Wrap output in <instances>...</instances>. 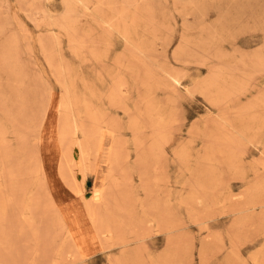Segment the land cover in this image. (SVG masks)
I'll list each match as a JSON object with an SVG mask.
<instances>
[{"label":"rangeland","instance_id":"rangeland-1","mask_svg":"<svg viewBox=\"0 0 264 264\" xmlns=\"http://www.w3.org/2000/svg\"><path fill=\"white\" fill-rule=\"evenodd\" d=\"M0 264H264V0H0Z\"/></svg>","mask_w":264,"mask_h":264},{"label":"bare ground","instance_id":"bare-ground-1","mask_svg":"<svg viewBox=\"0 0 264 264\" xmlns=\"http://www.w3.org/2000/svg\"><path fill=\"white\" fill-rule=\"evenodd\" d=\"M63 10V9H62ZM244 13V12H243ZM221 28H224L223 26L221 27ZM227 77V76H226ZM221 90V89H220ZM229 95V94H228ZM112 98H114V97H112ZM93 116V115H92ZM96 118V117H95ZM105 126V125H104ZM101 130V129H100ZM101 132V131H100ZM99 132V133H100ZM98 133V134H99ZM102 133V132H101ZM100 133V134H101ZM97 134V133H96ZM97 134V135H98ZM99 136V135H98ZM96 138V137H95ZM103 138V137H102ZM100 140H102V139H100ZM102 142V141H101ZM100 143V142H99ZM101 145H102V143H101ZM99 148V147H98ZM100 148H101V146H100ZM107 162H108V159H107ZM111 168H112V166H111ZM85 174V173H84ZM84 180L82 181V184H81V186H82V188H84ZM103 183H104V181H103ZM102 189V188H101ZM104 190V189H103ZM86 205H87V208L89 209V210H91V211H95V210H97V206H92L91 204H90V202L89 201H86ZM84 207V206H83ZM85 210V209H84ZM108 232V231H107ZM110 232V231H109ZM69 233H70V230H69ZM72 238H73V236H72ZM75 244H76V242H75Z\"/></svg>","mask_w":264,"mask_h":264}]
</instances>
